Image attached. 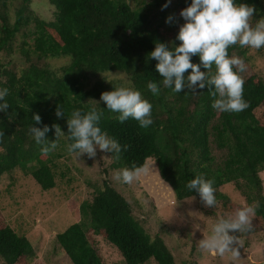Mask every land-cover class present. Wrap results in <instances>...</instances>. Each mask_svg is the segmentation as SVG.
I'll return each instance as SVG.
<instances>
[{"label":"trees","instance_id":"trees-1","mask_svg":"<svg viewBox=\"0 0 264 264\" xmlns=\"http://www.w3.org/2000/svg\"><path fill=\"white\" fill-rule=\"evenodd\" d=\"M128 2L47 0L53 19L45 22L30 0H0V89H9L5 98L9 109L0 112V131L4 132L0 178L19 169L41 190L55 188L61 172L56 160L73 142L67 136V119L73 110L86 113L95 107L103 113L98 125L101 131L122 147L119 160L109 152L110 169L131 168L133 163L145 166L150 159L177 201L200 197L186 185L203 174L214 181L216 204L208 208L218 218L241 208L219 191L230 184L247 206H255V218L262 224L252 218V231L239 235L260 231L264 226V77L259 69L264 64V46L255 49L237 44L228 48L229 57L239 56L247 65L241 75L249 107L239 113L220 112L212 108L215 98L207 86L197 89L198 94H186V88L180 93L165 88L156 71L158 61L150 57L157 42L170 49L180 45L176 37L185 21L177 7L161 10L168 0L146 4L141 0L142 6L132 9ZM178 3L184 9L191 0ZM235 3L255 7L253 25L264 17V0ZM170 15L174 19L168 24L165 21ZM65 58L69 62L63 65L60 60ZM12 59L21 66L12 64ZM191 62L200 64L199 57L193 56ZM201 71L206 69L201 67ZM190 73L189 69L184 74L185 80ZM150 81L160 87L158 96L148 91ZM122 82L141 91L152 104L153 123L148 128H141L131 117L120 123V113L108 110L101 101L103 92L123 86ZM58 105L63 118L55 115ZM34 114L41 116L38 125ZM53 125L65 135L55 150L43 154L41 149L48 141L56 140ZM33 126L50 129L40 144L29 131ZM124 145H128L127 151H123ZM68 207L75 212V222L54 237L63 264H109L99 248L100 239L119 256L120 262L115 264H174V255L160 235L152 238L128 201L107 183L94 188L91 199L82 202L78 210L72 201ZM0 260L2 264H45L30 239L11 226L1 208Z\"/></svg>","mask_w":264,"mask_h":264},{"label":"clouds","instance_id":"clouds-1","mask_svg":"<svg viewBox=\"0 0 264 264\" xmlns=\"http://www.w3.org/2000/svg\"><path fill=\"white\" fill-rule=\"evenodd\" d=\"M171 0L162 6L161 10L169 7ZM254 6L240 3L235 0H191V4L181 10L180 17L185 21L179 27L176 37L181 43L178 47L170 49L166 43L157 42L150 57L158 61L156 71L162 77L165 88H172L180 93L185 88L186 94H198L197 89L208 87L211 96L215 99L212 108L220 112L239 113L249 107L244 99L245 80L242 73L247 71L245 60L239 56L229 57L228 48L233 45L259 49L264 46V17L252 24ZM174 16L170 15L165 21L171 24ZM193 56H198L200 64L191 62ZM213 64L215 71H212ZM201 67L206 71H201ZM191 70L185 80L184 74ZM235 69V70H234ZM147 89L153 96L160 94V87L155 81L147 84ZM9 94L8 88L0 89V112H7L9 104L5 98ZM101 101L112 112H118L120 123H124L130 117L139 123L141 128L152 125V104L144 99L141 91L130 84L117 86L112 91L101 94ZM55 115L64 117L61 105L57 106ZM103 113L93 107L90 111L82 113L73 110L67 119L68 139L73 141L66 145L70 155L81 157L87 155L94 158L97 149L103 152L114 153V158L119 160L122 147L119 142L102 132L98 126ZM35 124L41 123L39 114L33 115ZM55 129V142H49L48 146L41 149L43 154L58 147V140L64 136V132L58 125ZM33 134L37 144L45 140V134L50 131L48 126L43 130L33 126L29 130ZM4 132L0 131V139ZM128 150V145L123 146V151ZM149 169L144 166L132 164L131 168L119 169L114 174L116 181L123 184H132L142 175H147ZM214 181L207 180L203 174L190 180L186 187L190 191L199 194L206 207H214L216 204ZM194 199V198H193ZM255 215V206H243L234 214L220 217L212 227L211 233L198 242V247L213 255L224 257L230 255L231 259L238 260L240 252L234 244L239 245V238L230 235V232H250L253 229L252 217Z\"/></svg>","mask_w":264,"mask_h":264},{"label":"rangeland","instance_id":"rangeland-1","mask_svg":"<svg viewBox=\"0 0 264 264\" xmlns=\"http://www.w3.org/2000/svg\"><path fill=\"white\" fill-rule=\"evenodd\" d=\"M140 1L129 0L128 3L135 9L142 6ZM149 1L144 0L145 4ZM179 1L171 0L170 7H177L180 13L183 9ZM30 6L45 22L53 19V9L47 0H30ZM11 61L17 67L21 66L18 60ZM8 62L7 59L5 64ZM60 62L66 65L69 61L65 58ZM55 66L59 67V63ZM259 73L264 77V64ZM122 85L125 86V83L122 82ZM62 155L56 160L61 172L56 178L55 188L51 190H41L31 177L19 169L0 178V208L4 216L12 227L30 239L38 258L45 264H63L65 261L54 237L75 222V212L68 207V203L74 202L78 210L82 202L91 199L94 188L104 182L128 201L133 215L143 220V227L152 238L160 235L174 255V264H259L264 261V226L250 235L229 233L239 238V245H233L240 252L238 260L231 259L230 255L221 257L202 251L198 242L211 233L218 219L217 214H210L200 197L175 200L152 160L148 159L145 163L144 167L149 169L147 175H142L132 184H123L114 179L117 170L109 168L112 162L109 152L97 149L94 158L86 154L78 158L68 152ZM261 178L264 186V172ZM219 191L236 206L246 205L245 198L234 191L230 184H225ZM252 218L262 225L255 215ZM99 248L109 264L120 262L119 256L102 239L99 240ZM149 264L156 263L150 261Z\"/></svg>","mask_w":264,"mask_h":264}]
</instances>
